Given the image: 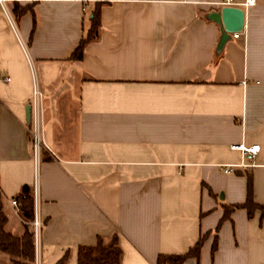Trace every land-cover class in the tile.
<instances>
[{"label":"crops","instance_id":"obj_1","mask_svg":"<svg viewBox=\"0 0 264 264\" xmlns=\"http://www.w3.org/2000/svg\"><path fill=\"white\" fill-rule=\"evenodd\" d=\"M95 4L96 35L74 60ZM224 6L0 5V213L4 231L21 236L11 200L29 188L40 221L33 264H76L78 246L113 236L119 264H156L204 234L199 257L183 264H264L261 212L234 208L222 220L225 207L245 202L248 175L253 201L264 204V0L238 6L237 38L213 15ZM33 84L42 104L37 162L24 113ZM241 143L259 145L253 160L231 147ZM226 165L235 167L224 173ZM0 264H12L2 251Z\"/></svg>","mask_w":264,"mask_h":264},{"label":"trees","instance_id":"obj_2","mask_svg":"<svg viewBox=\"0 0 264 264\" xmlns=\"http://www.w3.org/2000/svg\"><path fill=\"white\" fill-rule=\"evenodd\" d=\"M23 11L24 8H19L18 14H21ZM91 14L92 17L87 31L71 54V58L74 60H79L81 58L83 46L88 41L94 39L96 35V29L99 25V4L94 5ZM247 179V197L245 202L239 205L225 207L222 220L226 219L234 208L246 209L249 216H251L255 210H259L261 212V220H264V204H258L253 201L251 175H248ZM14 199L19 203L20 216L24 221L23 234L16 237L4 231V217L0 213V251L9 255L12 264H33L34 231L31 225L33 219V199L29 188L27 186H22L20 192ZM205 237L206 234L202 235L196 243L183 254H159L156 264H183L189 258H198ZM215 249L216 240L213 244L212 251ZM119 254L120 250L116 245L115 236L107 243H102L101 239L97 238L93 245L78 246L76 264H119Z\"/></svg>","mask_w":264,"mask_h":264},{"label":"built area","instance_id":"obj_3","mask_svg":"<svg viewBox=\"0 0 264 264\" xmlns=\"http://www.w3.org/2000/svg\"><path fill=\"white\" fill-rule=\"evenodd\" d=\"M6 1L7 0H0V5L2 6V8H4V10H5L4 3ZM223 2L226 5L238 7L241 4L253 5L255 0H246L244 3H238L235 0H223ZM6 16H8L7 12H6ZM8 21H9L10 26L13 29V23L11 19L9 18V16H8ZM232 35L234 38H237L239 36V33L236 32V33H233ZM28 104L30 106L29 119H28V133H29L30 142H31L32 157H33L34 162H37L39 150L42 147V145L44 146V143H43L42 129H41V110H42L41 94L38 91L35 84H33L32 86L31 96H30ZM231 147L233 149H237L241 151L243 156L249 160H253L256 153L259 150V145L257 144L246 146L241 143V144L232 145ZM253 165H254L253 163H244V162L240 163V166H253ZM234 167L235 165H226L223 167V172L230 173L233 171ZM32 199H33V219L31 221V225L33 227L34 233H36L37 229L39 228L40 221L38 217L36 216V213L34 212V198L32 197ZM11 204L15 209L20 211L19 203L15 199L11 200ZM34 264H36V262H34Z\"/></svg>","mask_w":264,"mask_h":264},{"label":"water","instance_id":"obj_4","mask_svg":"<svg viewBox=\"0 0 264 264\" xmlns=\"http://www.w3.org/2000/svg\"><path fill=\"white\" fill-rule=\"evenodd\" d=\"M226 32H240L243 29L244 12L239 7L224 6L220 11L213 14ZM30 106L24 108L25 120L28 122Z\"/></svg>","mask_w":264,"mask_h":264}]
</instances>
